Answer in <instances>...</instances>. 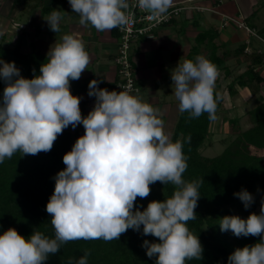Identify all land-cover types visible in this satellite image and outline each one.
I'll use <instances>...</instances> for the list:
<instances>
[{
    "label": "clouds",
    "instance_id": "clouds-1",
    "mask_svg": "<svg viewBox=\"0 0 264 264\" xmlns=\"http://www.w3.org/2000/svg\"><path fill=\"white\" fill-rule=\"evenodd\" d=\"M69 4L79 14L81 25L91 24L100 32L129 22L128 0H69ZM172 5L173 0H137L149 20H158ZM43 18L52 32L60 31L59 11ZM46 59L39 74L33 69L30 79L20 74L14 61L0 59V78L5 82L0 99V163L17 151L22 156L49 152L69 125L75 129L82 124L85 132L63 155L66 167L54 176V192L46 204L54 238L35 230L25 238L10 227L0 234V264H44L69 241H112L128 229L140 232L141 226L142 235L159 240L145 239L141 245L149 258L156 257L155 264L200 261L202 245L186 226L196 219L199 182L182 179L187 169L182 144L165 133L159 110L128 91L100 88V81L93 79L88 96L95 97V104L83 116L80 97L70 91V81L79 80L90 62L83 42L64 34L49 47ZM217 76V68L204 56L178 62L171 80L179 111L192 118L207 113L214 121ZM157 181L174 185L173 196L152 200L142 211L134 210L137 197H148L150 185ZM234 196L245 209L255 202L244 188ZM220 218L221 232L231 231L238 238L261 237L254 245L236 248L227 264H264V196L259 214ZM89 255L86 251L68 264H88Z\"/></svg>",
    "mask_w": 264,
    "mask_h": 264
},
{
    "label": "trees",
    "instance_id": "trees-1",
    "mask_svg": "<svg viewBox=\"0 0 264 264\" xmlns=\"http://www.w3.org/2000/svg\"><path fill=\"white\" fill-rule=\"evenodd\" d=\"M19 29L14 43L11 34L0 35V59L14 61L20 69V74L30 79L34 75L33 69L35 74H39L40 65L47 62L46 54L37 47L34 40L28 42L30 50L24 51L28 29L25 25ZM40 32L41 28L38 27L35 34L39 35ZM217 36L216 32L211 31L198 33L196 44L188 55L195 61L203 45L209 48L210 53L206 58L217 70L225 72L228 79L226 90L231 99L243 88L251 90L252 97L240 110L249 114L254 125L249 131L241 133L240 110L233 108L234 116L225 118L234 133L237 132L236 138L230 141L224 152L206 156L202 149L214 145V134L210 130L213 121L208 118L207 113L198 118H192L188 112L179 113L170 139L182 144L187 163L182 179L186 182H199L198 192L201 195L195 208L196 219L188 221L186 226L193 235L198 236L203 248V258L200 261L188 260L185 264H227L229 254L236 248L254 245L261 239L260 236L238 238L231 231L221 232L218 224L220 217L237 215L235 207L245 209L239 198L234 196V192L244 188L255 196H264V166L258 163L256 156L245 151L247 149L243 146L247 144L244 142L236 143L235 151L229 150L230 145L232 147L235 142L241 140L242 135L253 137L264 134V94L261 93L264 75L260 70L264 63V51L256 48L253 52L244 53V47L220 49L221 44H217L215 40ZM240 54H244L246 69L238 73L241 62H236L234 58ZM218 86L216 80L214 94L219 97L216 117L219 111L224 109L225 100L224 95L219 93ZM4 87L5 82L0 78V99ZM83 134L79 130L72 132L70 127H67L57 136L49 152L22 156V153L17 151L10 159L5 158L4 162L0 163V234L11 227L25 238L30 237L33 230L50 239L54 238V228L50 214L46 211V204L54 192V176L66 167L63 155L71 150L76 139ZM150 189L148 197H137L134 210L139 208L142 211L152 200L171 198L175 186L171 183L163 185L157 181L150 185ZM260 206L261 202L253 203L246 210L259 214ZM142 227L140 232L128 229L119 239L112 241H69L61 245L57 254L49 256L44 264H68L69 260L75 262L86 251L90 253L88 264H155L156 257L149 258L141 245L145 239L150 242L159 240L151 235H142Z\"/></svg>",
    "mask_w": 264,
    "mask_h": 264
},
{
    "label": "crops",
    "instance_id": "crops-1",
    "mask_svg": "<svg viewBox=\"0 0 264 264\" xmlns=\"http://www.w3.org/2000/svg\"><path fill=\"white\" fill-rule=\"evenodd\" d=\"M173 3H176L175 7H183L179 13L170 22L154 29L153 36L141 37L132 45L134 71L140 87L136 97L143 103H148L154 109L159 110L158 116L163 120L164 131L170 138L180 113L179 102L173 92L171 72L178 62L182 63L185 59H191L188 54L192 46L196 44L197 34L203 31L216 32L218 36L215 40L217 44H221L220 49L244 47V53H250L245 50L248 46L249 49H252L251 52L255 51L258 47L254 45V42L256 40L260 42L256 35L231 20L224 25V20L232 17L244 22L246 26L264 38V25L259 26L256 23L264 18V0H173ZM1 8L0 16H4L6 22L16 29L11 33L12 38H15L13 43L16 41L21 26L25 25L28 29L26 43L23 45V50L27 47L28 50L24 51L30 50L28 42L34 40L37 47L47 54L49 47L53 43L59 42L64 34H72L83 42L90 62L88 68L82 72L80 79L72 81L70 84L72 94L80 97V109L83 116H87L95 104V97L88 96V84L91 80H99L100 88L114 90L117 81L114 58L119 43L118 33L114 28L100 32L91 24L81 25L79 23L80 16L72 11L69 0H0ZM54 10L61 14L58 33L52 32L47 21L43 18ZM38 27L41 28V32L36 35ZM259 47L258 50L264 51V46ZM209 53V48L203 45L199 56L206 58ZM234 60L246 64L243 61L244 54L236 56ZM260 70L264 75V63ZM217 71L216 80L219 83L217 89L221 93L220 82L228 79L223 70ZM220 73H223L221 77ZM245 89L250 93L246 103L252 97V92L248 88H243L240 91H245ZM261 93L264 94V87L261 89ZM245 103L237 104L239 105L237 106L232 101L229 109L240 110ZM79 126L77 125L75 130L84 133L83 125Z\"/></svg>",
    "mask_w": 264,
    "mask_h": 264
},
{
    "label": "rangeland",
    "instance_id": "rangeland-1",
    "mask_svg": "<svg viewBox=\"0 0 264 264\" xmlns=\"http://www.w3.org/2000/svg\"><path fill=\"white\" fill-rule=\"evenodd\" d=\"M2 8L0 9L1 12ZM4 21V22H3ZM256 23L260 26L264 25V18L261 19L260 22L256 21ZM16 29L13 28L9 23L6 22V19L4 18V16H0V35L2 34H11L12 32H14ZM8 32V33H7ZM12 35V34H11ZM31 38V36H29ZM28 37V39H30ZM33 39V38H32ZM15 40V38H12V42ZM254 45H256L258 48H260L259 46H264V44L260 41L254 42ZM24 50H28L27 48H24ZM252 49L248 47L247 51L250 52ZM233 59V57H232ZM246 69L245 64L242 62V64L238 67V72H243ZM223 75V73H220V77ZM219 77V78H220ZM227 81H221V88H220V92L222 94H224L225 96V100H224V109H222L221 111H219V114L216 118V120H214V122L212 123V126L210 127L211 132L214 134L213 136V140H214V145L206 148V149H202V153L206 156H215L217 154H220L222 152H224L226 150V146L230 143V141H232L234 138H236V133H234L233 129L231 128L229 122L227 121V117H233L234 116V111L230 110V106L232 105V101L234 103L239 104H243L245 103L247 97L249 96L248 91L245 89V91H240V95L236 96L234 98V100H231V98L229 97L227 90H226V83ZM116 83L114 85V90H116ZM117 91V90H116ZM138 92H134L133 96H136ZM237 105V106H239ZM234 106V105H233ZM252 108V107H251ZM240 114H241V120H240V128H241V133L243 132H247L249 131L252 127H253V121L251 120L249 114H245L242 112V110H240ZM226 116V118H225ZM70 127V125L68 126ZM78 127H80L78 125ZM72 132L76 131L75 129H73L72 127L70 128ZM80 129V128H79ZM244 142L245 146H243V148L247 149L245 150L246 152L248 151L250 153V155L252 154L253 156H256L257 161L260 165L264 166V134L262 135H254L253 137H247L246 135H242L241 140H238L237 142H235L233 144V146L230 148V151H235L234 149H237V144L236 143H242ZM242 146V144H241ZM255 204H260L261 202V196H255ZM235 210L237 211V215H239L241 218H247V216L251 213L249 211H247L246 209H243L241 207H235Z\"/></svg>",
    "mask_w": 264,
    "mask_h": 264
},
{
    "label": "built area",
    "instance_id": "built-area-1",
    "mask_svg": "<svg viewBox=\"0 0 264 264\" xmlns=\"http://www.w3.org/2000/svg\"><path fill=\"white\" fill-rule=\"evenodd\" d=\"M128 3L129 8L126 10V15L129 17L128 24L126 26L114 28L118 33L119 40L114 62L117 68L116 90L128 91L130 95H133L134 92L140 91L132 57V45L134 41L141 37L153 36L154 29L164 23L170 22L183 7H175L174 5L176 3H173L172 7H170L167 13L161 18L158 20H149L147 19L148 13L139 9L137 6V0H128ZM229 20L237 22L239 26L244 27L247 31L256 35L262 42H264L263 37L258 35L249 26H246L244 22H240L235 18L228 17V20H224V25H226ZM247 43H249V40H247ZM247 49L248 46L245 50L247 51Z\"/></svg>",
    "mask_w": 264,
    "mask_h": 264
}]
</instances>
